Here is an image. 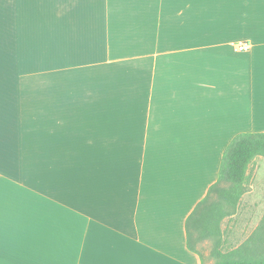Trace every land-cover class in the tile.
Segmentation results:
<instances>
[{
    "label": "crops",
    "instance_id": "obj_1",
    "mask_svg": "<svg viewBox=\"0 0 264 264\" xmlns=\"http://www.w3.org/2000/svg\"><path fill=\"white\" fill-rule=\"evenodd\" d=\"M241 133L264 0H0V264H205L186 221Z\"/></svg>",
    "mask_w": 264,
    "mask_h": 264
},
{
    "label": "trees",
    "instance_id": "obj_2",
    "mask_svg": "<svg viewBox=\"0 0 264 264\" xmlns=\"http://www.w3.org/2000/svg\"><path fill=\"white\" fill-rule=\"evenodd\" d=\"M258 158H264V133H241L226 148L218 181L198 203L186 221L187 247L203 255L199 244L214 242L215 264H264V256L253 245L255 237L241 248L222 252L223 223L236 215L243 197L249 192L251 171Z\"/></svg>",
    "mask_w": 264,
    "mask_h": 264
},
{
    "label": "rangeland",
    "instance_id": "obj_3",
    "mask_svg": "<svg viewBox=\"0 0 264 264\" xmlns=\"http://www.w3.org/2000/svg\"><path fill=\"white\" fill-rule=\"evenodd\" d=\"M259 168L251 171L249 192L243 197L235 216L223 223L222 252L228 253L244 246L255 237L254 249L264 256V158H258ZM206 257L205 264H215L212 256L214 242L206 240L199 244Z\"/></svg>",
    "mask_w": 264,
    "mask_h": 264
},
{
    "label": "built area",
    "instance_id": "obj_4",
    "mask_svg": "<svg viewBox=\"0 0 264 264\" xmlns=\"http://www.w3.org/2000/svg\"><path fill=\"white\" fill-rule=\"evenodd\" d=\"M239 49H240L241 51H245V50L248 49V46H246L245 44H243V45H241V46L239 47Z\"/></svg>",
    "mask_w": 264,
    "mask_h": 264
}]
</instances>
